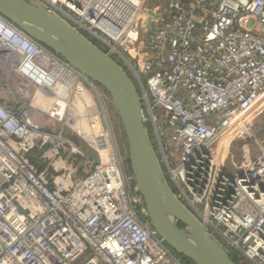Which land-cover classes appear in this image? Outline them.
<instances>
[{
    "label": "built area",
    "instance_id": "2783aa9c",
    "mask_svg": "<svg viewBox=\"0 0 264 264\" xmlns=\"http://www.w3.org/2000/svg\"><path fill=\"white\" fill-rule=\"evenodd\" d=\"M36 1L123 63L177 199L235 262L264 264V147L236 172L215 150L264 95V0H167L162 9ZM44 49L0 13L1 63L19 76ZM18 109L0 97V264H184L152 227L121 161L78 182L70 168L39 170L31 154L59 139Z\"/></svg>",
    "mask_w": 264,
    "mask_h": 264
},
{
    "label": "water",
    "instance_id": "95a60500",
    "mask_svg": "<svg viewBox=\"0 0 264 264\" xmlns=\"http://www.w3.org/2000/svg\"><path fill=\"white\" fill-rule=\"evenodd\" d=\"M0 13L112 96L128 140L135 185L152 227L168 246L192 264H238L208 227L177 199L166 181L143 121L138 91L121 65L36 0H0Z\"/></svg>",
    "mask_w": 264,
    "mask_h": 264
},
{
    "label": "rangeland",
    "instance_id": "374dc122",
    "mask_svg": "<svg viewBox=\"0 0 264 264\" xmlns=\"http://www.w3.org/2000/svg\"><path fill=\"white\" fill-rule=\"evenodd\" d=\"M166 2L167 0H144V6L148 9L157 7L162 9ZM94 42L102 49L104 48L100 43ZM120 64L123 65L122 62ZM25 80L21 74L18 76L13 73L9 74L7 70L6 72L0 71V91L16 89L23 82L27 83V91L24 92L22 100L17 99L14 107L25 113L22 108L23 101H28L29 105L27 106L31 105L35 108L30 116L32 124L54 133L53 135L57 134L62 138V141H68V143H64L58 138L59 140L50 141L47 144H39L31 154V159L39 170L47 171L51 175H68L70 170L67 168H70L72 180L78 182L89 176L97 167L107 164L106 162L111 160L110 153L102 156L98 146L101 140L108 139L110 142L106 124L108 122L112 130L114 147L124 171L127 176L132 174L128 140L121 116L114 105L112 96L103 86L93 82L102 95V105H100L98 98L83 81L78 82L79 91L77 90L78 92L75 94L71 93L70 98L64 100L51 97L34 83H28ZM87 95H91L92 98L87 97L85 106L82 105L83 103L79 104L83 110L87 111L86 115L91 117L90 119L85 115L78 117L74 112L72 113L73 96L79 101ZM151 138L154 139L153 136ZM263 147L264 95L261 102L246 115L243 122L235 125L222 138L215 150L220 163L228 171L236 172L254 160L261 153ZM131 194L135 195L132 189ZM178 225L185 228L181 222H178ZM189 264L192 263L189 262Z\"/></svg>",
    "mask_w": 264,
    "mask_h": 264
},
{
    "label": "bare ground",
    "instance_id": "6f19581e",
    "mask_svg": "<svg viewBox=\"0 0 264 264\" xmlns=\"http://www.w3.org/2000/svg\"><path fill=\"white\" fill-rule=\"evenodd\" d=\"M3 61L5 60H2V62ZM0 64L6 67V70L8 71L9 74L11 73L17 74L16 72L10 70V68L7 67V64L1 62ZM19 74H21V76H23L26 79L25 81L32 84L34 83L37 87L41 88L42 91H45L51 97L55 99L62 98L64 100L69 99L71 93L75 94L76 92H78L79 91L78 82L83 81L90 87V90H92L95 97L98 98L100 105H102V95L99 93L95 84L92 81H90L86 76L80 74L79 72L75 71L70 66H68L66 62H64L61 58H59L58 56H56L55 54H53L52 52L46 49L41 51L40 57L36 62H33L32 64L29 63L28 66L25 68V70H23ZM27 89H28L27 83L23 82L16 89L0 91V97L4 98L6 105L11 107V105L14 104L17 101V99L22 100L23 94L25 91H27ZM87 97L92 98L91 95L90 96L87 95L78 101V99L74 98L73 96L74 102L72 104V113L74 112L76 116L78 115L79 117L81 115H85L86 117H89L86 115L87 111L85 109L84 111L82 106L80 105L83 103L82 105L85 106ZM22 108H23V112H28L30 115V111L27 107L22 106ZM24 114L26 115V113ZM90 118L91 117H89V119ZM106 124H107V131L110 134V142L108 139L101 140L98 149L100 150L102 156H105L110 153L109 155L111 157V160L109 162H106L107 164L111 163L109 169L119 170L120 160L117 150L114 147L115 143L112 138V130L110 128L111 126L108 124V122ZM53 136H54L53 139H56L57 137L60 139V141H62V138L60 136L57 135H53ZM62 142L68 143V141H62ZM103 171L104 170L100 169L97 172V175L101 174ZM68 183L70 182L63 184L67 185ZM187 237L188 240L191 241L190 237L189 236Z\"/></svg>",
    "mask_w": 264,
    "mask_h": 264
},
{
    "label": "crops",
    "instance_id": "0c3cea01",
    "mask_svg": "<svg viewBox=\"0 0 264 264\" xmlns=\"http://www.w3.org/2000/svg\"><path fill=\"white\" fill-rule=\"evenodd\" d=\"M17 75V74H16ZM19 87V86H18ZM17 87V88H18ZM27 105H29V103H28V101H23V106H25V107H28V109L29 110H35V108L34 107H32L31 105L30 106H27ZM31 107V108H30ZM26 113V115H27V117H28V119L31 121V117H30V115H29V113L28 112H25Z\"/></svg>",
    "mask_w": 264,
    "mask_h": 264
},
{
    "label": "trees",
    "instance_id": "16d2710c",
    "mask_svg": "<svg viewBox=\"0 0 264 264\" xmlns=\"http://www.w3.org/2000/svg\"><path fill=\"white\" fill-rule=\"evenodd\" d=\"M181 258H182L184 264H189L190 261H188V260H187L186 258H184V257H181Z\"/></svg>",
    "mask_w": 264,
    "mask_h": 264
},
{
    "label": "flooded vegetation",
    "instance_id": "af4514ba",
    "mask_svg": "<svg viewBox=\"0 0 264 264\" xmlns=\"http://www.w3.org/2000/svg\"><path fill=\"white\" fill-rule=\"evenodd\" d=\"M30 111V116H31V114H32V112H34L33 110H29Z\"/></svg>",
    "mask_w": 264,
    "mask_h": 264
}]
</instances>
